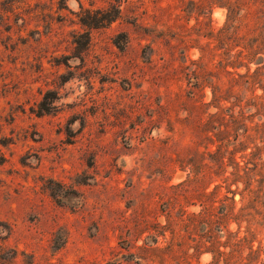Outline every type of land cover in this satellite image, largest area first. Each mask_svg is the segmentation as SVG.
Listing matches in <instances>:
<instances>
[{
  "label": "rangeland",
  "instance_id": "1",
  "mask_svg": "<svg viewBox=\"0 0 264 264\" xmlns=\"http://www.w3.org/2000/svg\"><path fill=\"white\" fill-rule=\"evenodd\" d=\"M259 66L264 0H0V264H264Z\"/></svg>",
  "mask_w": 264,
  "mask_h": 264
},
{
  "label": "trees",
  "instance_id": "2",
  "mask_svg": "<svg viewBox=\"0 0 264 264\" xmlns=\"http://www.w3.org/2000/svg\"><path fill=\"white\" fill-rule=\"evenodd\" d=\"M85 24H90V23H88V21L87 22L85 21ZM238 67H240V65ZM261 71L264 72L263 69L260 68V66H259L256 70L250 72L251 73L250 76L244 77V80H245L244 82L246 84H250L249 86L253 87L256 90V84L259 83L258 81H256V79L260 78L259 76L262 74ZM260 88H262L264 91V86H262ZM239 136L240 135H236V138L239 139Z\"/></svg>",
  "mask_w": 264,
  "mask_h": 264
},
{
  "label": "flooded vegetation",
  "instance_id": "3",
  "mask_svg": "<svg viewBox=\"0 0 264 264\" xmlns=\"http://www.w3.org/2000/svg\"><path fill=\"white\" fill-rule=\"evenodd\" d=\"M239 234V233H238ZM226 248V247H225ZM224 247H218V248H216V253H218V254H223V251L222 250H224L225 249ZM215 250V249H214ZM250 250H251V253L252 254H255V248H254V246L253 245H251L250 246ZM209 252H211V251H209ZM215 252V251H214Z\"/></svg>",
  "mask_w": 264,
  "mask_h": 264
}]
</instances>
